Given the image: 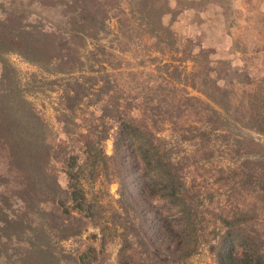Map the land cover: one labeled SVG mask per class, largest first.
I'll return each instance as SVG.
<instances>
[{
    "label": "trees",
    "instance_id": "trees-1",
    "mask_svg": "<svg viewBox=\"0 0 264 264\" xmlns=\"http://www.w3.org/2000/svg\"><path fill=\"white\" fill-rule=\"evenodd\" d=\"M31 3L36 5L30 8ZM31 3L0 0V264H93L82 262L79 250L62 246L84 233L90 215L84 212V199L77 203L76 191L63 187L59 176L49 171L52 160L74 148L54 145L52 129L26 98L15 68L2 58L7 52L62 76L57 80H64L56 108L60 132L73 147L82 144L109 182L119 183L121 212L113 218L114 227H123L118 264H193L191 258L211 225L214 236L204 241L216 264H264L263 243L255 230L246 228L257 217L258 205L264 210V140L232 134L229 120L219 109L227 106L216 96L218 92L193 82L191 87H199L207 100L185 89L178 96L182 89L167 85L164 77L151 78L154 83L149 86L141 82L120 88L122 66L105 65L104 47L87 49L88 39L109 34L108 18L129 15L143 30L151 31L153 51H178L171 32L166 33L161 25L163 11L156 0ZM85 68L90 70L88 75L72 77ZM177 77L181 83V72ZM261 105L260 117L251 107L243 123L264 136V101ZM167 123L178 140L197 138L201 147L216 131L234 135L233 149L240 155L245 149L247 154L229 171L225 183L231 195L248 189L255 214L239 207L232 215L218 214L219 219L206 223L215 192L196 184L198 174L192 179L188 175L190 165L183 161L189 155L173 156V149L160 135ZM110 138L114 152L108 155L103 144ZM208 150H203L202 157ZM62 161L68 164L67 158ZM72 173L67 168V174Z\"/></svg>",
    "mask_w": 264,
    "mask_h": 264
},
{
    "label": "rangeland",
    "instance_id": "rangeland-1",
    "mask_svg": "<svg viewBox=\"0 0 264 264\" xmlns=\"http://www.w3.org/2000/svg\"><path fill=\"white\" fill-rule=\"evenodd\" d=\"M31 1L25 0L26 4ZM35 5L31 3L30 8ZM156 5L161 8L160 12L163 11L161 25L166 33L171 32L169 35L179 46L178 51L163 54L153 51L150 48L151 31L143 30L138 26V21L129 15L125 18L124 15L108 18L106 23L109 34L99 40L88 39V51L104 47L101 58L106 61L105 65L122 66L123 74L118 78L120 88H129L141 82L149 86L154 83L149 81L151 78L164 77L167 85L172 84L182 89L178 96L185 89L190 95L207 100L208 97L198 91L199 87H206L209 92H218L216 96L227 106L224 110L219 109L229 120L227 126L232 134L263 141L264 136L257 129L250 128L243 122L249 119L251 107L257 117L262 113L264 0H156ZM125 30L126 35L123 33ZM2 58L15 68L17 81L26 98L35 104L52 129L54 145L69 148L70 144L74 148L67 150L66 156L61 152L52 160L49 171L59 176L63 187L76 191L77 203L84 199V212L90 215V224L80 237L62 242V246L66 250H79L78 256L82 262L118 264L123 227H114L113 218L116 212H121L120 185L117 181L109 182L103 176L100 165L92 164L93 159H89L84 153L82 144L76 143L73 147L70 139L60 132L56 108L60 103L64 81L57 80L62 76L43 71L38 65L26 61L14 52L4 53ZM166 64L169 65L168 68L165 67ZM175 68L181 72V83L177 77L179 72H175ZM89 72V68H85L72 77L88 75ZM1 73L0 66V78ZM193 82L199 86L197 89L191 87ZM160 135L167 140L177 159L189 155L190 159L183 162L190 165L186 172L191 174V179L193 176L197 178L198 174L196 184L200 183L215 192L214 203L205 215L207 224L219 219L218 214L226 216L238 212L239 207L246 209L251 216L255 214L254 197L247 193L248 189L231 195L228 183H225L230 175L229 171L242 162L247 154L245 149L241 152L243 155L233 149L231 145L234 143V135L223 136L216 131L212 134V140L202 147L197 143V138L178 140L169 123ZM103 147L106 154H113V139L106 140ZM205 149L209 150L202 157ZM63 158H67L68 164H63ZM67 168L72 169V175L67 174ZM223 168L226 169L224 174L220 172ZM256 212L257 217L250 220L246 228L256 231L258 241L263 243L264 252V210L258 205ZM213 228V225L210 229L207 228L204 238H213ZM204 238L191 262L216 264L215 256L209 251Z\"/></svg>",
    "mask_w": 264,
    "mask_h": 264
}]
</instances>
